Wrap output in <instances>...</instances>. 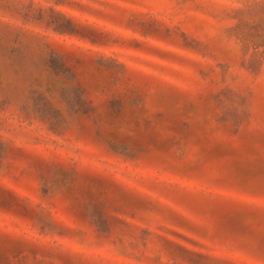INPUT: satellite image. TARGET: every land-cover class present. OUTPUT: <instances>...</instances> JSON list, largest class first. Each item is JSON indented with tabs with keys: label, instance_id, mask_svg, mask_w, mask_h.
Here are the masks:
<instances>
[{
	"label": "rangeland",
	"instance_id": "rangeland-1",
	"mask_svg": "<svg viewBox=\"0 0 264 264\" xmlns=\"http://www.w3.org/2000/svg\"><path fill=\"white\" fill-rule=\"evenodd\" d=\"M0 264H264V0H0Z\"/></svg>",
	"mask_w": 264,
	"mask_h": 264
}]
</instances>
